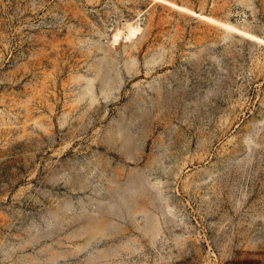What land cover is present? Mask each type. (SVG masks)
Wrapping results in <instances>:
<instances>
[{"label":"rangeland","instance_id":"1","mask_svg":"<svg viewBox=\"0 0 264 264\" xmlns=\"http://www.w3.org/2000/svg\"><path fill=\"white\" fill-rule=\"evenodd\" d=\"M0 264H264V0H0Z\"/></svg>","mask_w":264,"mask_h":264}]
</instances>
